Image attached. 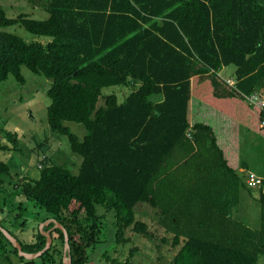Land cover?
Wrapping results in <instances>:
<instances>
[{"label":"trees","instance_id":"1","mask_svg":"<svg viewBox=\"0 0 264 264\" xmlns=\"http://www.w3.org/2000/svg\"><path fill=\"white\" fill-rule=\"evenodd\" d=\"M27 1L49 18L11 19L0 0V85L10 77L25 85L23 68L50 80L49 129L68 139L81 165L74 175L41 152L39 178L10 183L20 201L13 224L25 232L34 219L32 239L0 226L35 254L47 245L40 225L54 219L69 234L71 264H89L101 243L99 209L115 213L119 239L130 228L151 238L136 216L146 203L160 212L173 247L182 246L172 264H264V184L248 185L229 124L264 135L263 111L247 100L264 95V0ZM16 25L50 40L28 44L2 31ZM231 67L234 86L220 75ZM114 87L130 93L98 107ZM67 122L86 128L83 140ZM5 139L0 151L10 152ZM14 177L0 161L1 194ZM242 189L259 204L256 229L233 215ZM29 204L38 209L33 218ZM44 230L53 245L33 261L0 231V258L12 263V249L25 264H65L63 231L56 223Z\"/></svg>","mask_w":264,"mask_h":264},{"label":"rangeland","instance_id":"2","mask_svg":"<svg viewBox=\"0 0 264 264\" xmlns=\"http://www.w3.org/2000/svg\"><path fill=\"white\" fill-rule=\"evenodd\" d=\"M1 4L11 19H16L22 14L39 21L49 18L46 11L35 8L27 0H2ZM2 31L15 35L28 44L37 42L46 44L50 40L34 36L20 25L2 29ZM22 73L27 81L25 85L19 84L14 77H10L7 82L0 85V137L9 134L10 139H5L3 142L11 148L10 152L0 151V161L10 165L15 176L11 182L9 179L6 180L5 187L8 189V194L0 193V221L4 220L5 227L24 242L30 241L33 237L35 225L32 221L34 219L27 222L25 232L22 231L21 226L19 227L20 224L18 227L17 224H13L16 223L13 221V210L17 209L20 201L13 196V185L10 183L15 184L22 179L39 178L40 159L45 155L55 165L78 175L81 158L71 152L66 137L53 133L49 129L47 110L51 105V99L48 96V89L52 82L27 68H23ZM129 93L130 88L106 89L98 107L105 105L103 97L117 95L123 101ZM155 99L156 97L153 98ZM65 126L70 128L80 140H83L87 134L83 125L67 122ZM1 129L5 132L3 133ZM245 133L246 130L242 131L240 138L241 161L249 163L252 169L264 175V145L256 144L251 147L250 136ZM41 152L45 155H41ZM241 191L240 204L233 215L235 214V220L256 229L260 227L259 204L249 191L246 189ZM6 199L7 201L4 202ZM28 208V215L33 218L31 214L33 215L38 209L33 208L32 204H29ZM99 213L102 216L101 243L96 247L95 252H90L89 264H172L182 248V246L173 247V236L161 226L160 212L146 203L137 207L136 216L138 221L148 225L151 238L130 228L124 232L123 239H119L115 213L107 212L102 208L99 209ZM164 238H167L166 242H163ZM9 252L12 263L0 258V264H25L12 253V249ZM66 262H69V259H66ZM38 264L42 263L38 261Z\"/></svg>","mask_w":264,"mask_h":264},{"label":"water","instance_id":"3","mask_svg":"<svg viewBox=\"0 0 264 264\" xmlns=\"http://www.w3.org/2000/svg\"><path fill=\"white\" fill-rule=\"evenodd\" d=\"M51 223H56V227L61 229L65 235V252H64V261L65 264H71L72 260L70 257V238L69 234L64 226L60 223H57L54 219L47 221L46 223L41 224L40 230L42 234L47 238V245L43 249V251L35 254L25 253L23 251L22 245L20 242L12 236L6 229L0 226V231L4 234V236L12 243V245L19 251V256L23 257L27 260H36L42 257L53 245V238L51 235V231H45V227H48ZM66 259H69V262H66Z\"/></svg>","mask_w":264,"mask_h":264},{"label":"crops","instance_id":"4","mask_svg":"<svg viewBox=\"0 0 264 264\" xmlns=\"http://www.w3.org/2000/svg\"><path fill=\"white\" fill-rule=\"evenodd\" d=\"M220 75L225 79V80H229V79H232V78H235V75H236V69L234 67H231V68H224L221 72H220ZM258 93V92H257ZM263 95V94H262ZM264 96V95H263ZM160 97H156V102L157 101H160ZM229 121V120H228ZM229 124L233 125L235 124L237 126V129L234 128L233 126H231V129H236L237 131H235L234 133L236 134V137L239 138V141H238V149H239V153H240V161H241V143H240V138H241V132L242 131H245L246 130V135L249 134L250 136V142H251V147L252 146H255L256 144H263L264 145V135H262L260 132L258 131H255V130H252L249 126V124H246V122H241V123H235V122H232L231 123L229 122ZM233 130V131H234ZM233 131H232V134H233ZM251 134H256V135H251ZM248 138V137H247ZM251 147H250V150H251ZM242 162V161H241ZM241 172L245 171V173L247 174L248 173H254L256 174L257 176L261 177L264 179V175L261 174V172L259 173L257 170L255 169H252L250 167V164L249 163H242V167H241Z\"/></svg>","mask_w":264,"mask_h":264},{"label":"built area","instance_id":"5","mask_svg":"<svg viewBox=\"0 0 264 264\" xmlns=\"http://www.w3.org/2000/svg\"><path fill=\"white\" fill-rule=\"evenodd\" d=\"M228 83L231 86H234L236 84V81L233 79H229ZM247 100L251 106L258 107L259 109H261L263 111V119L261 122V128H264V96L258 92V93H254L251 96H248ZM41 167H42V165L40 164V169H41ZM248 176H249V178L247 180V183L251 188L260 189L263 186V184H264L263 178L255 175L254 173H249Z\"/></svg>","mask_w":264,"mask_h":264},{"label":"clouds","instance_id":"6","mask_svg":"<svg viewBox=\"0 0 264 264\" xmlns=\"http://www.w3.org/2000/svg\"><path fill=\"white\" fill-rule=\"evenodd\" d=\"M52 232V231H51Z\"/></svg>","mask_w":264,"mask_h":264}]
</instances>
